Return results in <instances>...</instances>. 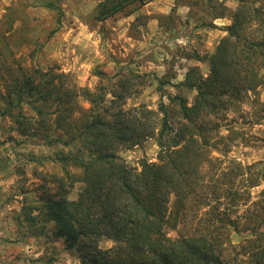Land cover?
I'll list each match as a JSON object with an SVG mask.
<instances>
[{
  "label": "trees",
  "instance_id": "trees-1",
  "mask_svg": "<svg viewBox=\"0 0 264 264\" xmlns=\"http://www.w3.org/2000/svg\"><path fill=\"white\" fill-rule=\"evenodd\" d=\"M152 1L102 0L92 20L103 23L129 16ZM235 2L234 9L224 0L180 2L191 18L194 7L203 9L210 19L199 16L195 22L224 35L208 57L196 52L186 56L207 63L206 77L192 67L177 84L158 81L178 92L166 94L167 103H159L156 111L142 105L125 108L126 100L137 94V84H142L140 76L128 71L108 90L78 88L54 68L35 71L36 82L32 75L13 82L3 96L1 113L17 107L15 123L25 126L21 105L39 118L54 105L49 112L55 115L54 127L67 135V140H57L60 148L54 159L66 178L79 185L74 200L62 190L56 199L44 197L22 206L19 214L33 229L32 236L47 235L46 226L53 223L52 234L63 237L67 249L88 250L81 264H226L230 233L242 230L248 235L247 248L253 249L246 252L244 247L243 253L254 257L253 264L264 263V207L258 214L246 209L242 224L230 216L246 205L249 190L259 185L264 171L233 162L220 170L209 156L208 134L218 130L219 117L238 108L248 94L257 103L258 88L264 85V0ZM217 19L230 24L219 28L212 23ZM94 74L104 76L98 70ZM181 90L195 92L190 105ZM79 98L88 109L77 105ZM76 111L78 124L73 123ZM148 139L158 147L156 163L142 161L133 168L116 153ZM70 169L79 172L70 174ZM103 239L121 246L114 254L95 251Z\"/></svg>",
  "mask_w": 264,
  "mask_h": 264
},
{
  "label": "rangeland",
  "instance_id": "rangeland-1",
  "mask_svg": "<svg viewBox=\"0 0 264 264\" xmlns=\"http://www.w3.org/2000/svg\"><path fill=\"white\" fill-rule=\"evenodd\" d=\"M100 1L0 0V264H81L88 251L67 249L63 237L52 234L53 223L46 226L47 235L32 236L33 229L19 214L25 204L44 197L56 199L62 190L67 191L68 200H74L79 185L66 178L54 159L60 148L57 140H67L65 130L54 127L55 115L49 113L54 105L46 107L47 115L41 118L27 105H21L25 126L15 123L17 107L1 113L3 96L13 82L23 75H32L36 82L39 77L35 71L43 73L54 68L57 73L67 74L78 88L93 91L104 86L108 90L119 74L128 71L140 76L142 84H137V94L126 100L125 108L142 105L156 111L159 103H167L166 94L178 92L171 85L183 81L189 68L196 67L203 77L207 76L204 60L186 56L196 52L208 57L224 35L219 29L200 27L196 18H210L195 7L196 15L189 17L188 7L180 5L182 0H154L129 16L97 23L92 15ZM224 3L229 9L236 7L235 0ZM212 23L220 28L230 21L217 19ZM95 70L103 72V78L95 76ZM158 81L171 85L161 87ZM180 93L190 105L195 92ZM247 96L238 108L219 117L218 130L208 134L209 156L220 170L233 162L264 171V85L258 88L259 104L251 94ZM76 103L88 109L80 98ZM78 122L76 111L73 123ZM116 153L129 167L139 168L142 161L157 162L158 147L148 139L138 147L119 148ZM78 172L70 169V174ZM262 206L264 176L257 187L249 190L246 205H240L230 216L242 224L246 209L258 214ZM247 236L242 230L231 231L232 247L225 252L226 264H253L250 260L254 257L243 253L244 247L246 252L253 251L244 242ZM120 246L103 239L95 251L114 254Z\"/></svg>",
  "mask_w": 264,
  "mask_h": 264
}]
</instances>
